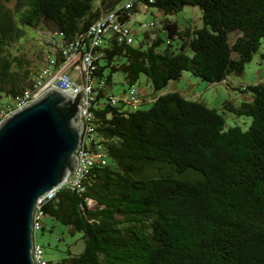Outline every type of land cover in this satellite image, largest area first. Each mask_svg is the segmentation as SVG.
Segmentation results:
<instances>
[{
	"label": "trees",
	"instance_id": "1",
	"mask_svg": "<svg viewBox=\"0 0 264 264\" xmlns=\"http://www.w3.org/2000/svg\"><path fill=\"white\" fill-rule=\"evenodd\" d=\"M123 1L0 0V112L42 67L62 63V44ZM185 5L198 7L200 26L181 28L166 17ZM140 6L123 10L119 21L128 23ZM149 6L163 15L165 39L144 31L128 43L110 32L95 48L88 151L100 145L102 157L89 166L83 190L63 188L43 205L45 216L81 233L84 247L48 264H264V80L234 87L250 100L225 103L234 115L251 118L246 129H225L216 108L177 91L158 94L146 109L139 93L135 104L128 98L141 75L160 91L185 70L210 83L242 74L264 50V0ZM23 27L49 33L36 65L11 52ZM116 74L129 86L124 98L107 90Z\"/></svg>",
	"mask_w": 264,
	"mask_h": 264
},
{
	"label": "water",
	"instance_id": "2",
	"mask_svg": "<svg viewBox=\"0 0 264 264\" xmlns=\"http://www.w3.org/2000/svg\"><path fill=\"white\" fill-rule=\"evenodd\" d=\"M81 102L52 89L0 123V264H33L34 206L74 173Z\"/></svg>",
	"mask_w": 264,
	"mask_h": 264
},
{
	"label": "rangeland",
	"instance_id": "3",
	"mask_svg": "<svg viewBox=\"0 0 264 264\" xmlns=\"http://www.w3.org/2000/svg\"><path fill=\"white\" fill-rule=\"evenodd\" d=\"M163 15L156 7L140 6L137 12L133 13L129 19L128 25L132 29V35L135 41L143 38L144 31H149V35L160 36L165 39L163 26L160 23ZM168 19L176 21L183 27H194L201 25V12L196 6L185 5L180 11L173 15H167ZM155 21L156 25L149 29L147 23ZM142 24V28H138ZM24 35L11 47V52L23 56L29 60L30 65H36L40 54L48 51L47 40L49 33L46 29H33L31 27H23ZM237 35L232 32L229 35L230 41ZM177 40H174L175 43ZM189 53L188 50H186ZM112 88L107 90L110 94L118 98L126 96L124 91H128V84L123 83L122 76L116 74L113 78ZM264 80V50H259L253 54L250 61L245 63L243 73L240 75L230 74L225 80L220 82H206L199 77L193 75L190 71L185 70L177 80H171L160 91H154L146 77L141 75L135 83L134 88L145 99L146 103L139 105L140 108H148L153 99L160 93L177 91L183 96L203 102L209 107L216 108L225 118L224 128L239 125L242 129H246L251 121L248 116H236L225 107V103L230 101L238 104L241 101L251 99L249 93L240 92L234 87H243L245 85L256 84ZM2 101H10L11 99L4 97ZM35 240L44 249V257L50 261H57L67 256V251L72 253H80L83 250L84 243L81 233L71 231L70 227L52 218L45 216L42 219V228L35 233Z\"/></svg>",
	"mask_w": 264,
	"mask_h": 264
},
{
	"label": "built area",
	"instance_id": "4",
	"mask_svg": "<svg viewBox=\"0 0 264 264\" xmlns=\"http://www.w3.org/2000/svg\"><path fill=\"white\" fill-rule=\"evenodd\" d=\"M146 2L153 0H124L116 6L113 11L104 14L94 20L86 29L73 40L61 45L63 56L62 63L53 67V61L41 68L31 87L26 88L16 95L11 104L0 112V123L13 112L28 105L34 100L42 97L46 92L52 89H58L68 95L75 96L82 92V102L79 110V122L82 123L81 143L77 152V165L70 180L64 179L60 184L48 191L44 196L37 199L33 210V243L31 247V257L33 264H48L49 260L44 257V249L35 240V233L42 228V219L45 216L43 205L49 199L63 188H73L79 191L83 190L82 179L88 168L95 159L102 157L100 145L94 153L88 151V143L94 139L91 124L93 112L91 110L92 102L95 99V82L92 72L95 70L94 60L97 57L95 48L99 47L104 38L110 32H116L119 38H124L128 43H132L134 37L132 29L128 23L119 21L121 12L130 9L134 4L146 7ZM149 29L156 25L155 21L147 23ZM139 24L138 28H142ZM74 73L82 77V82H78ZM138 92L134 86L128 91L129 101L133 104L137 102ZM117 101L112 98V102ZM86 144V147L84 146Z\"/></svg>",
	"mask_w": 264,
	"mask_h": 264
},
{
	"label": "crops",
	"instance_id": "5",
	"mask_svg": "<svg viewBox=\"0 0 264 264\" xmlns=\"http://www.w3.org/2000/svg\"><path fill=\"white\" fill-rule=\"evenodd\" d=\"M139 8V7H138ZM159 36H160V34H159ZM74 75H75V77H76V79H77V81L78 82H82V77L79 75L78 76V74L77 73H74ZM148 101V100H147Z\"/></svg>",
	"mask_w": 264,
	"mask_h": 264
}]
</instances>
